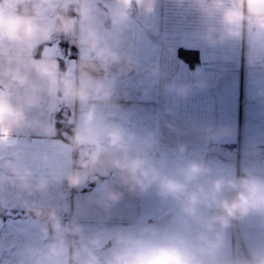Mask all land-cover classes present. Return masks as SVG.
<instances>
[{
  "label": "crops",
  "instance_id": "obj_1",
  "mask_svg": "<svg viewBox=\"0 0 264 264\" xmlns=\"http://www.w3.org/2000/svg\"><path fill=\"white\" fill-rule=\"evenodd\" d=\"M137 2L0 0V209L16 214L0 217V264H24L39 231L63 264H122L151 247H177L193 264H233L242 248L264 264V212L226 227L214 214L237 183V156L222 145L239 144L249 180L264 184L249 156L264 154L258 0L245 41L244 0ZM60 33L76 36L77 57ZM84 144L89 160L75 165ZM133 161L157 182L134 189ZM160 179L183 190L163 195ZM64 211L68 229L56 219Z\"/></svg>",
  "mask_w": 264,
  "mask_h": 264
},
{
  "label": "clouds",
  "instance_id": "obj_2",
  "mask_svg": "<svg viewBox=\"0 0 264 264\" xmlns=\"http://www.w3.org/2000/svg\"><path fill=\"white\" fill-rule=\"evenodd\" d=\"M125 167L130 172L131 186L134 189L144 190L158 180L155 175L150 176L149 172L143 169L141 161H133ZM192 171L195 172L196 169ZM157 186L163 195H175L183 190V185L169 179H160ZM228 186L234 195L230 199L220 200V215L215 217L222 226L226 227L232 220L246 216L250 212H264V184L244 179ZM222 187L220 183L215 185L217 192H220ZM192 200H195V196ZM122 264H193V262L177 247H151L131 254Z\"/></svg>",
  "mask_w": 264,
  "mask_h": 264
},
{
  "label": "built area",
  "instance_id": "obj_3",
  "mask_svg": "<svg viewBox=\"0 0 264 264\" xmlns=\"http://www.w3.org/2000/svg\"><path fill=\"white\" fill-rule=\"evenodd\" d=\"M133 9L138 7L137 0H132ZM76 36L70 33H60L56 36V43L58 46L66 52L68 57H77L78 56V47L75 45ZM221 151L225 153L236 154L237 156V183L241 180L248 179L246 170V163L244 160V152L241 146L238 144L237 146H232L229 144H225L221 146ZM263 154V150L255 149L249 152V156L251 159H260ZM89 157V148L87 145H82L76 149L74 155V163L78 166H84ZM63 182H67V179H63ZM216 216L220 215V208L214 211ZM235 220V219H234ZM59 221L63 227L72 226L73 222V214L72 212H62L59 215ZM235 264V263H233ZM250 264H255L253 261Z\"/></svg>",
  "mask_w": 264,
  "mask_h": 264
},
{
  "label": "rangeland",
  "instance_id": "obj_4",
  "mask_svg": "<svg viewBox=\"0 0 264 264\" xmlns=\"http://www.w3.org/2000/svg\"><path fill=\"white\" fill-rule=\"evenodd\" d=\"M245 6L243 11V24H242V33L244 37V41L248 39L251 35V27L253 26L252 23H249L252 19V12H251V5L253 0H244ZM248 4V6H247ZM259 13H264V0H258V6L256 7ZM247 35V36H246ZM58 55L61 57L63 56V52H58ZM254 165L251 166L252 170L261 168L264 170V154L263 156L256 160L253 159ZM258 171V170H257ZM40 229V228H38ZM42 231L38 233L37 240L34 241V245L29 246L30 254L24 259V264H63L62 259L60 260L59 255L55 253L52 254L51 250L49 249L48 245L45 243H41V238H44L41 235ZM27 242V241H26ZM51 253L52 255H49Z\"/></svg>",
  "mask_w": 264,
  "mask_h": 264
},
{
  "label": "trees",
  "instance_id": "obj_5",
  "mask_svg": "<svg viewBox=\"0 0 264 264\" xmlns=\"http://www.w3.org/2000/svg\"><path fill=\"white\" fill-rule=\"evenodd\" d=\"M178 56L183 61L187 62L192 68L197 66L200 63V54L198 51L195 50H188L181 48L178 51ZM58 136L61 138H66V136H69L71 134V126L66 124L65 122L61 121L58 126ZM5 212L0 209V217H4Z\"/></svg>",
  "mask_w": 264,
  "mask_h": 264
},
{
  "label": "water",
  "instance_id": "obj_6",
  "mask_svg": "<svg viewBox=\"0 0 264 264\" xmlns=\"http://www.w3.org/2000/svg\"><path fill=\"white\" fill-rule=\"evenodd\" d=\"M56 53L52 49H47L45 52L46 57H53ZM6 216H16L12 211H7ZM235 263L236 264H249V260L242 248H237L235 252Z\"/></svg>",
  "mask_w": 264,
  "mask_h": 264
}]
</instances>
